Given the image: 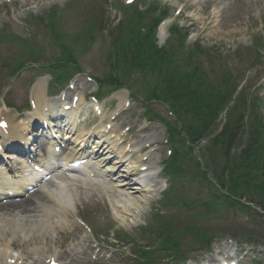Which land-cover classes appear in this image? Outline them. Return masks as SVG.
Listing matches in <instances>:
<instances>
[{
  "label": "rangeland",
  "instance_id": "1",
  "mask_svg": "<svg viewBox=\"0 0 264 264\" xmlns=\"http://www.w3.org/2000/svg\"><path fill=\"white\" fill-rule=\"evenodd\" d=\"M106 3L105 0H102ZM94 0H0V29H4L7 34H13L22 39L34 42L38 48L44 51V56L47 63L52 60H57L61 57L60 50L57 46L52 45L51 35L46 29L43 23H39L36 17H46L49 9H56L55 19L58 21L59 26L57 31L64 35H75L83 31V23H81V13L87 5L93 3ZM157 3L161 9L167 8L169 10L167 16H171V19L166 21V24L160 28L158 33V45L163 46L167 39L168 26L175 20L181 26H185L190 29V39L194 41H201L206 47H214L220 50V52L231 55L233 52H238V56L233 60L239 72H243L250 64L252 56L248 55L247 49L252 48V42L260 34L264 35V0H137L132 6H138L143 10L146 3ZM123 5V0H118V5ZM111 5H114V0L107 1L108 17L110 23L116 20V14L111 9ZM187 5H193L190 9L185 8ZM131 7V6H130ZM158 11V12H157ZM151 13V11H149ZM214 17L212 25L205 28L209 23V15ZM154 13H160L157 7L154 9ZM149 14V13H148ZM66 19L65 21H61ZM117 21V20H116ZM145 21H150V18H145ZM143 21V22H145ZM73 55L79 62L83 75L77 78V81L85 83V75L92 78H102L107 69L104 65V56L109 50L108 44L101 42L100 37L94 41L90 51L85 50L84 45L81 42L74 43L68 41ZM17 48L12 49L6 44L0 43V107L4 97L6 104L14 105L16 107L25 106L28 92L30 91L31 84L43 74H40L41 64L35 68H27V72L14 75L9 70L11 65V57L15 53ZM88 52V53H86ZM233 59V58H231ZM263 66H256L250 73L249 85L252 90L258 91L259 97L262 100L260 105V111L264 118V51H263ZM38 67V69H37ZM256 73V76H255ZM19 75V76H18ZM14 81V82H13ZM43 84L46 85V78L43 80ZM90 86V92H93L95 83H88ZM123 97L127 98V95ZM110 100H107L109 103ZM119 102V101H117ZM117 102L112 103L113 108L110 106L105 110V115L98 120H93L90 114L87 112L84 114L87 125L82 127L83 133H94L100 131V127L103 123L107 122L108 117L119 109ZM152 109L156 115H159L163 119H167L165 107L159 104H153ZM1 111V109H0ZM144 109L137 103H132L128 115L124 116L121 120H118L117 130L123 128L132 129L130 132V139L134 144L140 145V147L154 145L159 143L157 153L154 155L157 166L159 160H165L169 146L165 144V128L157 124H144L135 125L137 119L143 114ZM140 119V118H139ZM94 125V130H90V126ZM145 130L143 133L142 131ZM74 141L77 139L74 138ZM146 143V144H145ZM205 144L197 145L199 148ZM77 147V145H75ZM122 147V146H121ZM154 147V146H153ZM139 155L136 158L130 156L128 158L127 167H133ZM113 158V157H112ZM114 160V158H113ZM115 161V160H114ZM134 161V162H133ZM132 162V163H131ZM112 163H108L110 165ZM111 169V168H110ZM198 184V183H197ZM162 185L159 186L161 188ZM94 186L88 185L86 192L82 193L78 191L76 187L71 184H57L54 187H50L46 192L51 194L58 193L57 199L63 198L65 203L69 204V208L72 212L71 223L75 227L73 235L79 240L83 237V231L76 226L73 222L74 218H83L92 227L93 230H98V233L108 232L112 227L120 231L127 232L131 237H135L139 229L143 227L147 222H151L152 218L148 214V208H156L153 201L158 200V196L155 192H140L136 193L134 190H127L126 188L116 187L113 182L109 181L108 184L102 187H97L96 191H93ZM95 193V194H94ZM94 194V195H93ZM207 189L202 188L191 190L186 197L191 200H197L199 203L208 200ZM153 199V200H152ZM78 204V205H77ZM199 207L193 208L190 214L189 209L185 210L183 214L179 215V219L182 220L183 227H187L189 224L202 227L209 233L218 235L215 240L217 246L221 249L231 248L232 252L239 253L237 255L239 260L244 258L243 264H264V245L253 247L251 245L238 246L235 242L230 241L228 235V228H231L228 223L230 220L237 222H243L242 217L233 219V216L229 214L224 218L213 219L211 216L206 215L204 220H198L194 213H198ZM194 214V216H193ZM171 215V212H169ZM193 216V217H192ZM62 222H67L63 217ZM229 220V222H227ZM183 230V229H181ZM71 230H65V233ZM113 232V231H112ZM112 232L110 235L112 237ZM259 233V231H257ZM261 235V234H259ZM264 236V234H262ZM61 238V239H60ZM106 237H91L88 239L90 246L94 252H88L85 256L75 254L77 248L74 243L70 244V237L65 239V235H58L57 230L50 228L48 234V240L41 242V246L50 252V254L65 255L66 248L71 246V249L75 248L76 252L71 258H68L67 264H125L127 262L123 259V256L117 255L109 262H106L108 250L114 246L112 241H106ZM94 240L101 243L103 251L100 255L96 256L97 249ZM138 240V238H137ZM40 241V240H39ZM142 243V242H141ZM195 244L193 239L187 236L181 241V245L187 248ZM199 248V247H194ZM188 257L192 260H203L210 257H214L217 254V248L212 247L213 250L210 255L200 254L194 250ZM85 247L82 246V250ZM202 251V250H201ZM97 262H93L94 259ZM66 259V257H63ZM255 259H257L255 261ZM129 263V260L127 264Z\"/></svg>",
  "mask_w": 264,
  "mask_h": 264
},
{
  "label": "trees",
  "instance_id": "2",
  "mask_svg": "<svg viewBox=\"0 0 264 264\" xmlns=\"http://www.w3.org/2000/svg\"><path fill=\"white\" fill-rule=\"evenodd\" d=\"M153 33V31H151ZM122 36L117 42V52L121 56V61L125 63H130V65H135L139 60H144V64L147 67H159L162 64L168 63L171 59V55L167 52H157L154 46L149 41L150 39H145L143 44L141 40L133 35L129 30V26H124L121 31ZM141 48L144 49L141 52ZM141 57V58H140ZM142 63V62H140ZM169 67H167V70ZM173 78L175 77L178 87L185 91L184 96L187 98L186 104L183 107H187L191 113L200 119L203 118V130L210 124L214 117L216 116L217 108L224 104L225 100L217 93L213 91H207L203 89V86L198 82L191 83L187 86L189 82V77L183 74L172 73ZM179 95H175L177 98ZM219 98V99H218ZM263 126L258 123L256 125L252 124V131L255 132L254 138L247 148L242 150L238 157L233 158L228 165L229 174L225 179L224 189L229 193L230 198H225L224 204L227 207H238L241 206L238 203H234L235 199L241 196V192L246 193L248 196L254 194L259 198L260 204L264 205V162L260 164L262 148H264V143L259 142V136L263 133ZM230 130V125H228L222 136L218 137L213 144L216 147H225L226 137L231 136L227 141L231 144V140L234 135H228ZM191 137L194 136L193 130L190 131ZM230 145L228 146V148ZM227 148V149H228ZM227 153V150H226ZM227 156V155H226ZM224 169L220 168L216 174V179L219 185L223 183L221 175Z\"/></svg>",
  "mask_w": 264,
  "mask_h": 264
},
{
  "label": "bare ground",
  "instance_id": "3",
  "mask_svg": "<svg viewBox=\"0 0 264 264\" xmlns=\"http://www.w3.org/2000/svg\"><path fill=\"white\" fill-rule=\"evenodd\" d=\"M210 20V17H209ZM212 23V19L210 21V24ZM39 85H40V81H38L35 86L33 87V91L35 93L36 99H37V103H40L42 100H40V97L42 96V94H39L38 89H39ZM40 105V104H38ZM63 113H61V115H65L66 112L62 111ZM103 136L102 137H106V141H110V142H114V143H118L119 141H122L121 138L117 139V136H115L113 138V140H111V136H112V132L110 133H106L105 131L102 133ZM100 135V132H95L93 134H91V136H89L88 134L86 135H82L81 133V144L83 146L84 149H88V146L90 143H93V139L95 138V140L97 139L96 137H98ZM10 136L14 141H21L24 140L23 136L21 134L18 133L17 129L13 126L10 129ZM100 139V138H99ZM115 139V140H114ZM33 145H38L37 141L34 140L31 143V146ZM110 146L106 147V143L103 142H98L96 146H94V150L96 148H102V150L104 149V152L107 151V154L109 155H117V160L114 161V163L112 164V166L114 167V169H111L110 173L114 172V171H118L119 173H121L120 176H118L117 180L118 183L120 184L118 187H126L129 188V190L131 189H141L139 187L140 183H143L145 181V176L144 174H141V172L137 169V167H127L124 166L125 164H127L128 162V157H129V153L126 152L125 149L121 150L115 147H112L111 144H109ZM57 145H53V148H55ZM91 149V147L89 148ZM93 151V150H92ZM81 152V150L79 151ZM87 152V151H86ZM98 153L94 154V156H97ZM26 156L28 155L27 153L25 154ZM88 154L86 153V156L84 154L83 158H89L90 156H87ZM95 160V159H93ZM132 163V162H131ZM84 168V167H82ZM100 169V167L94 166L92 167V169L90 171H93L94 169ZM98 171V170H97ZM117 174V173H116ZM115 174V175H116ZM114 174H112L111 176H115ZM119 175V174H117ZM131 179V180H130ZM134 181V182H132ZM39 196L38 197V201L37 203L33 204V197L21 201L20 203H16V204H7V205H2L0 206V248H10V246L6 243H3V240L6 238H11L14 239V244H16V242L19 240V238H21L24 234V237H27L26 234L29 233V229H28V222L27 221V214L29 213H34L31 210H35L38 209L42 212H47V210H45V207H49V201L52 202L53 198L49 195V194H45L44 192H37L35 193L34 196ZM32 205L34 206L32 209ZM66 209V208H64ZM63 209V210H64ZM4 216V217H3ZM45 218V217H43ZM43 218L41 219V222L43 221ZM50 217L48 216V219ZM44 250L43 249H39V250H35L34 255L35 256H40L44 254ZM3 256V252L0 250V258ZM213 264L215 263V259L212 258Z\"/></svg>",
  "mask_w": 264,
  "mask_h": 264
}]
</instances>
